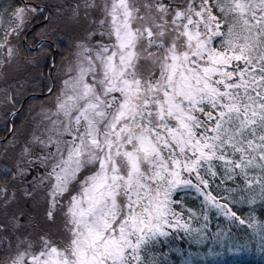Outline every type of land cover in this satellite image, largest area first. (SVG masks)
Listing matches in <instances>:
<instances>
[{"label":"snow or ice","instance_id":"6c2138e0","mask_svg":"<svg viewBox=\"0 0 264 264\" xmlns=\"http://www.w3.org/2000/svg\"><path fill=\"white\" fill-rule=\"evenodd\" d=\"M45 64L0 143V264H175L180 231L213 241L182 264H264V0H0L6 117Z\"/></svg>","mask_w":264,"mask_h":264},{"label":"trees","instance_id":"16d2710c","mask_svg":"<svg viewBox=\"0 0 264 264\" xmlns=\"http://www.w3.org/2000/svg\"><path fill=\"white\" fill-rule=\"evenodd\" d=\"M47 1H51V0H47ZM44 2L46 3V0H44ZM43 21V18L41 17H37V20L36 22H40V21ZM32 26V25H31ZM29 29V28H28ZM26 29L25 32L28 30ZM40 28L36 29L29 38L33 37L34 34L39 30ZM31 41V40H30ZM45 47H47V44H45ZM53 51H50L49 53L52 54ZM59 52V51H58ZM48 53V54H49ZM57 60H61V55L59 54V57H57ZM50 62V60H49ZM48 62V63H49ZM44 69H48V66L47 64L44 66ZM47 79L48 77H45L43 78V80H41V83H37L36 85H38V89L37 90H33V84L34 82L32 83V85L30 86H27L26 85V92H24L21 96L22 98L18 101V103L16 104V106L19 105V103L24 99L26 98L28 95L32 94V93H35V92H42V89H43V86H44V83L46 84L47 83ZM9 83H11V81H9ZM36 83V82H35ZM43 83V84H42ZM42 84V85H41ZM3 87L4 86H0V96L2 94H4V91H3ZM14 91V90H13ZM40 102V100H37L35 102H32L31 100L27 101V103L25 104L24 106V109L23 111L21 112L22 114L19 115V116H16V118L14 119V129H13V132H12V135L13 133L15 132L18 136L20 135V133H22L25 129V124L27 123V120H26V116L27 114H30V107H32L34 104ZM29 112V113H28ZM8 131H9V122H8V117L4 118L3 117V122H1L0 124V140L4 139L5 136L8 134ZM185 203L188 204L189 206L191 207H199V203L197 202L196 199L194 198H191V196H186L185 197ZM264 215V214H262ZM213 218H215L214 216H212ZM219 220V219H218ZM218 226H223V227H226V228H230L232 233H243V228H238L237 226H234V225H230L228 224L224 218L221 216L220 217V224ZM209 232H212L214 233L216 231V228L212 225L211 227L209 226ZM172 241L171 242L172 244L170 245L172 249H174L173 252L170 253V259L172 261L175 262V264H181V259L184 258V256L186 255L187 252L193 250V249H197L199 250L200 252H207L208 251V247L207 245L209 244H213V241L211 239H208L207 241H203L201 242L199 245L197 244H194L188 236L185 235V233L183 231H180L178 232L174 238H172ZM197 247V248H196ZM179 250H182L183 251V254L184 255H181V251ZM217 250V249H216ZM218 251V250H217ZM222 259H227V260H238L239 261V264H258L259 260H260V257L255 254L254 252H244V253H240V254H233V253H222L221 257ZM207 259H215L213 257H208Z\"/></svg>","mask_w":264,"mask_h":264},{"label":"rangeland","instance_id":"374dc122","mask_svg":"<svg viewBox=\"0 0 264 264\" xmlns=\"http://www.w3.org/2000/svg\"><path fill=\"white\" fill-rule=\"evenodd\" d=\"M56 2V0H51V1H48L47 2V0H46V3H55ZM26 30V29H25ZM59 52H58V54H60L61 55V52H60V50H58ZM48 56L50 57L51 56V53H49L48 54ZM58 64H59V60H57L56 61ZM46 65V64H45ZM43 75H39V74H36V73H30V75H32L33 77H34V79H32V80H29V82H28V84H27V86H30V85H32V83L34 82V84H33V90H37L39 87H38V85L41 83V80H43V78H45V77H48L49 76V71H48V69H44V67H43ZM58 75V73L56 74V76ZM55 76V77H56ZM36 82V83H35ZM37 83H39L38 85H36ZM43 84V83H42ZM41 84V85H42ZM44 85H45V83H44ZM0 86H4L3 85V82L2 81H0ZM38 87V88H37ZM23 94V93H22ZM3 97H4V94H2L1 96H0V124H1V122H3V117L4 118H6V116L3 114V112H4V107H5V104L2 102L3 101ZM21 98H22V96H21ZM20 98V99H21ZM37 100H39V99H34V100H31L32 102H35V101H37ZM40 103H41V101L40 102H38V103H36V104H34L32 107H31V109H32V111L30 112V114H27V116H26V120H27V123L25 124V128L26 127H30L31 126V124H32V120H33V112H35L37 109H38V107H39V105H40ZM17 107V106H16ZM9 111H10V109H9ZM29 113V112H28ZM22 113H20L19 115H21ZM18 115V116H19ZM7 117H9V116H7ZM25 130V129H24ZM191 198H194L195 199V193H193L192 195H191ZM197 202L199 203V201L197 200ZM189 206V205H188ZM189 207H191V206H189ZM199 207H200V205H199ZM199 207H195V208H199ZM212 216H214L215 218H213ZM219 219V220H218ZM220 224V217H217L216 215H215V211L214 210H211L210 211V213H209V226L211 227L212 225L215 227V228H217L218 227V225ZM193 226L195 227V226H197L196 224H195V222H194V224H193ZM171 242H172V240H171ZM217 250H219V249H217ZM192 252V251H191ZM195 252H197V251H195ZM195 252H193V253H195ZM200 252V251H199ZM201 254H203L204 252H200ZM188 254V252L186 253V255ZM236 254H239V253H236ZM181 261H183V258L181 259ZM181 264H182V262H181Z\"/></svg>","mask_w":264,"mask_h":264}]
</instances>
